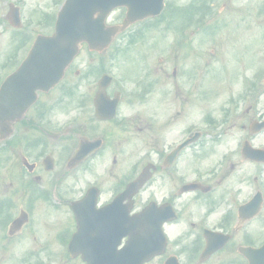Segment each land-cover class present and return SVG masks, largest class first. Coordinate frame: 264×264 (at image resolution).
Returning <instances> with one entry per match:
<instances>
[{
	"label": "flooded vegetation",
	"instance_id": "1",
	"mask_svg": "<svg viewBox=\"0 0 264 264\" xmlns=\"http://www.w3.org/2000/svg\"><path fill=\"white\" fill-rule=\"evenodd\" d=\"M2 3L3 0H0V27L3 28L7 19L3 14ZM5 66V52L0 47V77H4ZM263 132H252L250 123L233 125L231 130L214 124L209 134L210 137L213 135V141H194L169 159H166V155L174 145L172 139L167 141L162 135L152 144V131L145 132L142 168L149 167V172L133 199V207L139 201L141 208L155 203L165 221L163 230L167 233L168 241L161 250L158 264H165L172 256L180 258L179 255H184L191 263L197 249H202L205 244L203 231L206 228L230 234L228 242L206 258L205 261H211L212 264H223L216 260L222 251L236 255L240 245L256 246L262 243L264 214L261 212L264 211V204L261 211L247 219L239 220L238 212L242 208L245 217V212L252 211L258 199L251 206H244L256 194L264 193V163L243 151L245 144L259 148V137ZM134 177L130 175L121 179L115 172L107 178H100V181L96 177L94 184L100 189L102 203L115 197ZM122 204H128V200ZM211 221L213 225H210ZM84 224L85 220L81 221V225ZM66 226L62 236L64 240L69 239L76 228L72 220H68ZM86 232L97 237L105 229L98 225L93 229L82 228L83 239L88 238V235H84ZM147 233L148 229L143 226L144 238ZM132 234L127 221L118 220L115 216L103 239L110 243L119 241L123 245ZM64 255L68 257L67 252ZM75 263L79 261L75 260L71 264ZM230 264H237V260L234 259ZM243 264H246L245 260Z\"/></svg>",
	"mask_w": 264,
	"mask_h": 264
},
{
	"label": "rangeland",
	"instance_id": "2",
	"mask_svg": "<svg viewBox=\"0 0 264 264\" xmlns=\"http://www.w3.org/2000/svg\"><path fill=\"white\" fill-rule=\"evenodd\" d=\"M187 0H176V2H179V6H183L185 4H182ZM263 0H216L213 3V11L215 14H219L222 17L217 19L215 22L210 23L204 32V34L207 33H213V35H217V38L215 41L208 40L204 44H196L198 41V37L195 36L196 32L191 36L190 39L193 38V41L191 42L192 47H202L203 51L211 52L212 54H216V52H223L219 54L217 57L218 59L221 56H226L224 52V47H227L228 53L226 60V65L223 62V58L219 59L221 63L224 66L225 70L223 73L225 75L233 73V68L236 66L238 69V74L235 75L234 79L228 80L227 83L226 80H223L221 83L222 85L226 86L225 89L222 90V98H226L227 94L234 91L238 92L243 89H245L246 84L249 80H252L255 75H257L260 72L264 73V15L260 14L258 15V11L256 9V5L260 4L259 2H262ZM178 4V3H175ZM248 7V8H247ZM238 8V9H237ZM253 8V9H252ZM240 14H237L238 17H236L235 13L239 12ZM231 13H234L230 15ZM165 18H162V21L164 23ZM224 24L226 25V29L222 32V29L224 27ZM137 26V25H136ZM165 32V31H164ZM165 35L163 36V43L162 39L159 41L158 39L151 44V41L155 40L158 36H152L149 38V43L151 47H174V42L176 41V35L171 34L169 32H165ZM195 37V38H194ZM258 40L257 44H255V40ZM120 39L115 40V44L119 43ZM255 44V45H254ZM143 44L140 43V45H136L135 47H143ZM154 45V46H153ZM254 46V47H253ZM254 48V56L250 57L252 53H250V48ZM167 50V49H166ZM170 52L164 51L161 53V56L159 59L164 60V62L167 61V64H164L166 68H170L174 64L171 60H175L174 57H169L168 55ZM235 57V58H234ZM250 58V59H248ZM157 59V58H156ZM238 60H244V63L238 65L235 64ZM248 59V60H245ZM252 59H254V62H252ZM216 60L213 57V62ZM220 64L212 63V66H219ZM216 68V67H215ZM216 77L214 75L208 74L203 77V81L207 82H214L213 79ZM224 78V77H223ZM221 81V80H220ZM233 82V83H232ZM89 81H85L84 89L85 91H89L88 86ZM261 96H260V102L261 106L264 107V77L261 79V83L258 85ZM93 93V90L91 91ZM89 95L84 96L83 99H85V103L83 106L90 107V103L88 100ZM91 97V95H90ZM247 100L243 102V107H247ZM72 113H69L67 115V118H72ZM10 162H18V166H16L17 169H19V161L16 160V157L10 156L9 159ZM121 170V169H120ZM5 171V168H4ZM10 171V170H9ZM37 225L42 226L41 221L48 219L49 217L44 213L43 215H40V213H37ZM41 224V225H40ZM23 242H20L18 247H21V251H25L27 249L22 247ZM17 250V249H16ZM20 252V251H19ZM12 262L11 260H0V264H8Z\"/></svg>",
	"mask_w": 264,
	"mask_h": 264
},
{
	"label": "water",
	"instance_id": "3",
	"mask_svg": "<svg viewBox=\"0 0 264 264\" xmlns=\"http://www.w3.org/2000/svg\"><path fill=\"white\" fill-rule=\"evenodd\" d=\"M116 3H121L119 0H69L63 10L62 28H58L54 37L46 40H39L36 43L29 59L33 60L35 55L43 52L48 57L50 62L61 60L60 68L63 67L69 58H67L66 50L68 47H75V43L80 39H87L92 45L98 36L96 25L100 24L103 13L98 14V19H93V14L99 7L110 8ZM130 10L133 5L144 3V0H122ZM76 12V16H72ZM60 19V21H61ZM73 52V51H72ZM100 264H110L109 260H102Z\"/></svg>",
	"mask_w": 264,
	"mask_h": 264
}]
</instances>
